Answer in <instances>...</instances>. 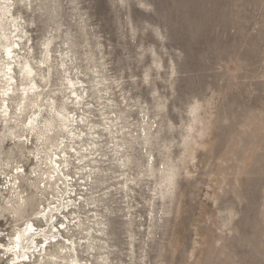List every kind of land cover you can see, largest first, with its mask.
<instances>
[{
  "label": "clouds",
  "instance_id": "1",
  "mask_svg": "<svg viewBox=\"0 0 264 264\" xmlns=\"http://www.w3.org/2000/svg\"><path fill=\"white\" fill-rule=\"evenodd\" d=\"M0 264H264V0H0Z\"/></svg>",
  "mask_w": 264,
  "mask_h": 264
}]
</instances>
